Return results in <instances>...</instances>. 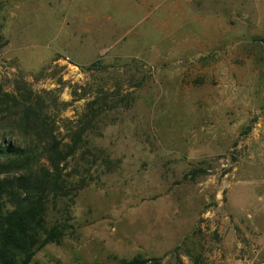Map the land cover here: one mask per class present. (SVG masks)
<instances>
[{"label": "rangeland", "instance_id": "1", "mask_svg": "<svg viewBox=\"0 0 264 264\" xmlns=\"http://www.w3.org/2000/svg\"><path fill=\"white\" fill-rule=\"evenodd\" d=\"M0 33V145L78 148L31 264H264V0H0Z\"/></svg>", "mask_w": 264, "mask_h": 264}, {"label": "trees", "instance_id": "2", "mask_svg": "<svg viewBox=\"0 0 264 264\" xmlns=\"http://www.w3.org/2000/svg\"><path fill=\"white\" fill-rule=\"evenodd\" d=\"M7 41L0 33V49ZM13 101L15 96L3 92L0 87V115L6 108L3 104ZM27 106V105H25ZM32 108V107H31ZM31 109L25 108L20 120L31 119ZM19 113L13 115L18 117ZM39 121L42 114L35 113ZM64 151L58 145L45 147L49 163H42L34 155L32 147L17 146L15 143L0 145V264H31L36 254L49 245L62 243L67 234L68 223L48 221V208L71 195V182L62 176V162L76 153V146ZM77 190L86 186L84 179L76 181ZM117 264H161L159 259H148L137 255L122 259Z\"/></svg>", "mask_w": 264, "mask_h": 264}]
</instances>
